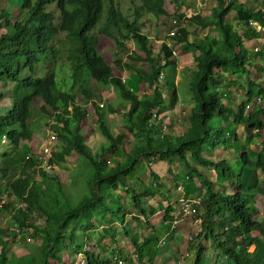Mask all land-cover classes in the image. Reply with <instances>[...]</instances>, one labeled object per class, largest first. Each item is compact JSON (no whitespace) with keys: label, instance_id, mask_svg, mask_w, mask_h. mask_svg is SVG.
I'll return each mask as SVG.
<instances>
[{"label":"trees","instance_id":"1","mask_svg":"<svg viewBox=\"0 0 264 264\" xmlns=\"http://www.w3.org/2000/svg\"><path fill=\"white\" fill-rule=\"evenodd\" d=\"M8 1L10 7H17L18 14L11 19L8 6H0V83L11 80L17 85L11 105L0 115V140L6 136L14 154L4 152L7 164L0 171L6 177L18 159L19 173L8 180L7 187L22 203L17 206L12 199H3L5 192L0 190V212L10 215L8 225H0V264H69L63 252L73 246L85 254L87 264H119L85 249L79 240L81 234L84 242L92 240L88 232L96 227L94 220L122 222L121 235L133 245L137 262L155 264L163 251L159 242L162 229L169 227L162 224L158 228L151 217L160 210L164 211V222L173 221L177 215L173 205H163V183L158 173L151 168V185L137 175L136 166L144 158L178 159L186 169L182 181L187 189L196 178L201 181V231L205 238L213 239V264H264V215L255 205L257 193L264 194V141L257 154H252L250 147L264 129V108L245 112L254 95L253 87L257 86L258 94L264 98V86L250 80L246 87L248 98L236 109L227 88L231 83H240L225 76L248 71L249 49L238 36L237 27L243 26L247 40L264 37L252 24L264 26V12L238 0H216L209 14H193L190 20L195 29L215 27L219 37L205 35L190 41L186 27L173 34V39L186 43L185 50L195 48L194 68L187 78L191 68L179 72L178 58L168 42L163 41L158 52L153 53L148 36L142 32L139 19L145 13L156 18L168 14L164 0L133 2L132 20L116 0ZM261 5L264 6V0ZM105 10L106 17L101 22ZM233 17L240 22L238 25L237 20H231ZM1 21H5L4 25ZM101 37L112 38L119 47L132 38L137 48L144 51L148 69L128 63L125 67L130 69L131 76L123 81L98 49L96 41L100 42ZM257 54L264 57L263 50L252 51V57ZM63 58L71 65V83L67 88L61 87L58 80ZM258 69L264 71V66ZM91 78L101 89L113 86L116 98L97 102ZM184 81L185 99L192 106L183 132L168 131L157 138L155 133L164 125L161 115L179 102L178 85ZM141 82L153 89L151 96L139 95ZM163 89L169 95L167 99ZM78 93L92 103L97 116L102 139L96 146L89 144L83 133L82 121L88 110L77 101ZM3 97L0 90V98ZM40 97L44 102L41 108L53 116L50 127L63 143L61 152L50 160L52 166L73 152L80 156V163L71 172L78 183L75 187L63 183L54 168L47 169L38 156H27L21 148V142L31 140L35 134L33 107ZM70 106L71 113L64 114ZM120 112L126 114V129L136 132L129 140L111 126V115ZM237 124L255 134L242 139L236 131ZM107 154L123 157L110 166L105 160ZM209 169L218 175L217 183L211 180ZM227 184L236 192L228 194ZM123 192L131 197L134 209L144 221L138 218L140 221L134 226L127 223ZM187 194L192 195L188 190ZM150 198L158 200V208L148 202ZM178 213L183 216L180 209ZM35 214L45 217L46 223L37 224ZM222 216L227 227L220 232L216 218ZM256 227L258 235L253 233ZM148 228L151 232L144 234ZM116 232V228L109 226L100 230L103 238L110 235L111 242L118 243L120 236ZM18 235L31 239L28 252L9 255L8 241ZM207 251V246L199 244L194 264H209ZM112 252H116L115 247Z\"/></svg>","mask_w":264,"mask_h":264},{"label":"rangeland","instance_id":"2","mask_svg":"<svg viewBox=\"0 0 264 264\" xmlns=\"http://www.w3.org/2000/svg\"><path fill=\"white\" fill-rule=\"evenodd\" d=\"M240 2H244L248 6L251 7H260L261 0H238ZM117 4L120 6L122 11L127 14L132 20L134 18L133 11L130 9L133 8V2L139 3L138 0H116ZM165 7L167 9L168 14L165 16H161L160 18H156L152 13H145L140 19V23L142 25V32L148 36V44L152 45V52H158L160 44L163 41L168 42V44L175 51V55L178 58L179 72L182 68L189 67L190 71L187 72V78L191 76V71L194 68V60H193V52L195 51L194 47H190L189 50H185L186 43L180 42L178 40L173 39V34L178 33L181 27L189 28V40L194 41L200 38H203L205 35L210 37H219V34L215 27H210L207 30H202L201 28L195 29L194 23L190 20L191 16L195 14V12L201 14H207L208 11L211 12V9L216 4V0H164ZM5 6L9 8L11 19H15L18 14V9L15 6L10 7V3L8 0H0V6ZM182 15V16H181ZM106 17V10L103 14L104 21ZM244 14L241 15V19L244 18ZM232 21L237 19H231ZM240 23L238 20L235 21V24L238 25ZM2 25H4L5 21H1ZM242 25L240 24L237 27L238 36H240L245 41V45L249 49L250 60L247 63L246 67L248 71L246 73H240L238 75L225 74L228 76L230 80H237L240 84L231 83L227 90L229 92L231 104L237 106L240 103L244 102L243 100H247L246 97V87L249 85V81L253 80L256 83H260L264 86V71L258 69V66H264V57L261 54H257L255 57H252V51L260 52L264 51V37L261 36L259 38H253L247 40L242 32ZM2 27H0V32ZM98 28L94 30V34H97ZM98 49L105 56L107 61L111 64L114 69L115 75L118 77H122L123 79H128L131 76V71L129 68L125 67L126 64H134L137 68L146 70L148 69V63L145 60L144 51L137 48L134 40L128 39L125 41L123 45L116 46L115 41L112 38L103 39L100 38V42H97ZM257 48V49H256ZM60 69L58 74V80L60 81L61 87H69L71 83V65L65 59H61ZM178 80V77L174 79ZM90 84L94 88L95 100L100 103H105L108 101H113L116 98V91L113 86L106 87L101 89L100 86L96 83V81L91 78ZM16 82L11 80H3L0 83V90L4 93V97L0 98V115L5 113L8 107L11 105L12 96L14 95L16 89ZM179 86V91L181 98L177 104L174 105L173 108L167 109L163 115L164 116V125L161 127V130L155 133V137H161L165 132H175L182 133L183 132V124L187 116L189 115L190 108L192 106L191 102L185 99V93L183 89L186 87L185 81L182 82ZM153 89L145 82H141L139 84V95L142 97L151 96ZM164 97L167 99L168 94L166 89H163ZM254 95L248 102L245 107V112L249 113L254 108H264V98H262L258 94V87H253ZM224 95V94H223ZM225 97V95H224ZM77 101L82 106H85L86 110H88V114L85 116L82 121V130L85 134L87 141L89 144L96 146L99 143V140L102 139L101 134L99 133L96 121V114L94 112V108L91 102L87 100L83 93H78ZM44 106V102L42 98H38L34 102L33 107V127L35 129V134L31 140H23L21 142V148L24 152L29 155L38 156L41 150L42 145H49L53 153H60L63 147V143L58 139L55 142L50 143L47 136V129L51 128V124L54 119L50 113L45 112L41 107ZM72 107L70 106L67 110H64V114H70ZM126 118L125 112H120L118 114L111 115V126L116 133L123 134L125 140H129L135 136V131H130L126 129L124 126V120ZM264 118V116H263ZM231 121V118H229ZM177 129V130H176ZM179 129V130H178ZM236 131L239 136L244 139L246 136L255 134L254 130H251L250 134L247 132L245 127L241 124L236 125ZM264 141V129L261 130V137L256 138L254 142L251 143V151L252 154H257L261 150V142ZM229 151L232 152V147L229 146ZM4 152H10L14 154V150L11 149L9 145V141L3 137L0 140V167L7 164V158L3 156ZM53 154V155H54ZM123 156L113 157L111 154H107L105 156V160H107L108 165L115 164L116 160H122ZM57 159V158H56ZM18 159L14 165H12L9 169L8 175L5 177L2 175L0 171V190L4 193L3 199L10 198L12 201L16 202L17 206H21V200H18L13 196L7 187L8 180L12 179L19 173V166L17 164ZM54 168L56 170L59 179L69 186H76L78 183L71 176L72 170L75 166L80 163V156L73 152L70 156H65L64 158L59 159V161L55 162ZM17 164V165H16ZM16 165V166H15ZM153 168L158 175L160 176L161 182L163 183V205H173L175 208V214L180 222L177 224L178 226L172 229V222H164V211L160 210L158 213L151 217L154 221L155 225L158 228L163 224V226H168V230L162 229L164 232L159 237L160 246L163 248V251L159 254L157 261H159V257L161 258L160 264H194V257L196 255V250L198 249L199 244H203L207 246L208 251L206 253L209 254L211 261L209 264H213L214 262V252H213V239L205 238L204 234L201 231V212L199 209L198 213L192 217H183L178 213L179 209V201L178 199L181 196V193L178 189L179 184H183V192L187 194V190L190 194L196 192L191 197H195L199 194V190L201 188V181L196 178L194 182L191 184L190 188L187 189V186L182 181V178L185 177L186 169L180 163V161L176 158L173 160H158V158H150V159H142L136 166L137 175L140 176L148 185L152 184L150 180V170ZM50 169V168H49ZM210 170V178L216 183L218 175L212 169ZM259 180L262 179V176L259 175ZM258 183V180H257ZM189 185V184H188ZM139 189V188H138ZM141 190V189H139ZM236 188L226 185V192L228 194L236 192ZM124 193V192H123ZM122 201L126 206V221L130 226H134L138 221H144V217L139 214L132 205V200L130 196H127L125 193L122 195ZM150 204H153L157 208L159 207V202L156 198H150L148 200ZM255 205L259 209V213L264 215V194L257 193L255 199ZM9 214H3L0 212V225L7 226ZM138 218L140 220H138ZM222 217L216 218L219 228L217 226L218 231H223L224 228L227 227V224L224 223ZM34 220L37 224H45V217L35 214ZM95 228H91L88 232L89 236H93L92 240L89 242H84V237L81 234L79 240H81L84 244V248L89 251H95L99 254V256L104 257L105 259H109L112 262L118 261L119 264H131V260H133V264H137L138 258L135 254L134 247L131 242L122 237L121 229L122 222L120 221H95L93 222ZM114 227L117 229L116 234L119 235L120 240L118 243L111 242V236L108 235L107 238H103L101 236L100 230L104 229V227ZM162 228V227H161ZM151 232V228L148 230H144V234H148ZM202 235L199 236V234ZM253 233L258 235L259 228L256 227L253 230ZM173 235L170 238V235ZM91 236V237H92ZM83 237V239H82ZM163 237V238H162ZM165 240V243H163ZM7 244V252L10 255L12 252H15L17 255H22L28 252V247L30 245L31 239H22L19 235L10 239ZM68 242V241H67ZM104 246V247H103ZM116 248V252H112L113 248ZM106 248V250H105ZM254 247L251 246L250 250ZM188 252V254H187ZM64 259L69 264H87L86 257L83 252L79 253L78 248L73 246L70 249H67L63 252ZM204 262V261H203ZM206 264V263H203Z\"/></svg>","mask_w":264,"mask_h":264},{"label":"built area","instance_id":"3","mask_svg":"<svg viewBox=\"0 0 264 264\" xmlns=\"http://www.w3.org/2000/svg\"><path fill=\"white\" fill-rule=\"evenodd\" d=\"M263 1V0H261ZM257 9H260L264 12V6L261 5L260 7H258ZM252 24L256 27V29L258 31H260L261 33H263L264 35V26L260 25L257 22H252ZM257 49V48H256ZM122 78V77H121ZM122 80L124 81L125 79L122 78ZM47 136L49 139L50 143L55 142V140H57L56 137V133L54 132L53 129L48 128L47 129ZM6 138V136H3ZM53 150L49 145H42L41 146V150L40 153L38 155V159L40 161H42L43 165L49 169L52 167V164L50 163L51 158H53ZM178 189L181 193L180 198L178 199L179 201V209L181 210L183 217H192L194 215H196L198 213V209L201 207L202 205V201H203V196L202 195H197L195 197H191L188 194H184L183 192V184H179ZM167 222H172V229L177 227L178 223L180 222V220L178 218H175L173 221H167ZM163 243H165V240H163ZM188 254V252H187ZM138 264H146V263H138Z\"/></svg>","mask_w":264,"mask_h":264},{"label":"crops","instance_id":"4","mask_svg":"<svg viewBox=\"0 0 264 264\" xmlns=\"http://www.w3.org/2000/svg\"><path fill=\"white\" fill-rule=\"evenodd\" d=\"M195 13H197V12H195ZM210 12L208 11V13L207 14H209ZM153 220V219H152ZM153 223H155L154 221H153ZM159 256V255H158ZM158 256L156 257V260H155V264H160V261H161V258L162 257H159V261H157V258H158Z\"/></svg>","mask_w":264,"mask_h":264}]
</instances>
